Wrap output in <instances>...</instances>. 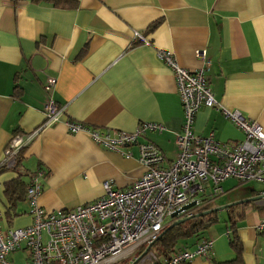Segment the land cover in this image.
Listing matches in <instances>:
<instances>
[{
  "label": "crops",
  "instance_id": "obj_1",
  "mask_svg": "<svg viewBox=\"0 0 264 264\" xmlns=\"http://www.w3.org/2000/svg\"><path fill=\"white\" fill-rule=\"evenodd\" d=\"M134 32L150 44L134 38ZM158 49L170 51L188 70L204 67L219 108H199L196 135L212 133L224 143L243 139L221 108L239 111L264 130V0H77L71 8L0 0V159L14 133L42 123L47 76L56 80L51 98L64 107L59 120L30 141L16 170L0 174V210L6 206L4 185L17 172L42 169L38 204L46 211L94 201L103 193V181L125 190L142 175L136 144L106 149L86 131L69 132L68 121L126 132L141 122L162 123L164 131L147 132L143 140L161 151V166L174 160L182 107L171 70L156 56ZM252 182L230 178L221 183L220 202L210 204V209L219 208V222L179 246L191 249L202 237L212 240L210 257L191 264L234 256L224 222L231 206L240 215L236 227L244 262L264 264V229L256 228L264 219V210L257 208H264V188L256 190ZM253 197L258 198L239 203ZM17 210L20 214L11 224L4 219L3 227L30 223L25 199Z\"/></svg>",
  "mask_w": 264,
  "mask_h": 264
},
{
  "label": "built area",
  "instance_id": "obj_2",
  "mask_svg": "<svg viewBox=\"0 0 264 264\" xmlns=\"http://www.w3.org/2000/svg\"><path fill=\"white\" fill-rule=\"evenodd\" d=\"M134 38L150 44L137 32ZM156 56L171 70L182 107L174 160L168 166H161L164 158L161 151L143 140L147 132L164 131L162 123L141 122L133 131L126 132L100 131L82 123L66 122L69 132L86 131L96 144L109 150L118 151L124 145L136 144L138 161L144 171L125 190L106 180L101 185L102 195L94 201L54 211H46L38 204L42 169L30 173L25 190L30 223L23 227H3L4 212L0 210V264H15L10 255L22 249L28 253L27 264H182L210 257L213 243L209 238L168 256L157 255L152 246L145 249L168 225L194 216L210 205L223 193L224 180L232 178L238 184L264 182V130L239 111L221 108L224 117L242 131L243 139L224 143L214 139L212 133L196 135L193 124L199 108H219L204 67L188 70L164 49L156 50ZM198 56L202 58L203 53ZM55 82L54 77L47 76L43 85L47 97L42 123L33 131L11 136L0 159V171L15 169L20 150L41 128L59 120L64 107L50 96ZM206 183L210 194L201 198ZM192 201H195L193 206L183 209ZM256 228L264 229V219Z\"/></svg>",
  "mask_w": 264,
  "mask_h": 264
},
{
  "label": "trees",
  "instance_id": "obj_3",
  "mask_svg": "<svg viewBox=\"0 0 264 264\" xmlns=\"http://www.w3.org/2000/svg\"><path fill=\"white\" fill-rule=\"evenodd\" d=\"M17 2L19 0H12ZM36 2H47L53 7L57 8H71L76 6L77 0H34ZM158 21L150 24V28H153ZM27 147V146H26ZM25 148H22L19 152L17 165L20 163V158ZM15 169L13 170H16ZM5 171L1 170L0 174ZM29 175L24 173L17 172L16 177L7 181L4 185V195L6 199V206L4 210V219L7 224H11L12 220L20 214L18 212V204L25 199V190L27 186V182L25 181V177ZM211 205L204 207L199 210L202 212L206 209H210ZM258 209L264 210L261 206H257ZM236 206H231L227 209V216L224 220L227 229L229 231V241L228 244L232 251L234 252V256L231 259L224 261H214L213 264H246L243 259V246L237 234L236 227V216H240L239 214H235ZM198 212V213H199ZM219 222V218L217 215V211L211 212L209 214L203 216H191L189 219L185 220L182 223L173 225L172 227L165 228L164 232L161 236H159L154 243L152 244V249L156 252L157 255L168 256L173 252H177L185 247H179L186 240L197 237L203 234L211 225ZM206 238V237H202ZM200 238V239H202ZM199 239V240H200ZM182 264H191L189 262H184Z\"/></svg>",
  "mask_w": 264,
  "mask_h": 264
},
{
  "label": "rangeland",
  "instance_id": "obj_4",
  "mask_svg": "<svg viewBox=\"0 0 264 264\" xmlns=\"http://www.w3.org/2000/svg\"><path fill=\"white\" fill-rule=\"evenodd\" d=\"M251 184L256 190H261V188H264V184H260L258 182H252ZM222 185H224V184L222 183ZM204 187H205V192L203 194L199 195V197H201V198H207L208 195L210 194L209 184L206 183ZM220 200L221 199L217 198L216 200H213L212 203L213 204H218L220 202ZM3 226H4V223H3ZM209 229L210 228H208L205 232H207ZM136 254H138V253H136ZM10 257L13 259L15 264H27V262H28V253H27V251L25 249H22V250H19V251H16V252L12 253L10 255Z\"/></svg>",
  "mask_w": 264,
  "mask_h": 264
},
{
  "label": "water",
  "instance_id": "obj_5",
  "mask_svg": "<svg viewBox=\"0 0 264 264\" xmlns=\"http://www.w3.org/2000/svg\"><path fill=\"white\" fill-rule=\"evenodd\" d=\"M257 198H258V197H253V198H250V199H245V200L239 201V203H242V202H249V201H254V200H256ZM194 204H195V201H192V202H190L189 204L185 205L183 209H188V208H190L191 206H193ZM218 210H219V208L206 209V210H204V211H202V212L196 213L195 216H203V215H206V214H209V213H211V212L218 211ZM175 214H176V213H174L173 216H175ZM189 218H190V217H185V218L178 219V220L174 221L173 223H171L170 225H168L167 228L172 227L173 225H176V224L182 223V222H184L185 220H187V219H189ZM163 232H164V231H162V232L158 235V237L161 236ZM152 244H153V243H152ZM152 244L148 245V246L146 247L145 251H147V250L152 246Z\"/></svg>",
  "mask_w": 264,
  "mask_h": 264
}]
</instances>
